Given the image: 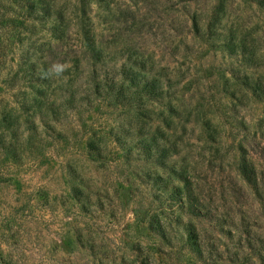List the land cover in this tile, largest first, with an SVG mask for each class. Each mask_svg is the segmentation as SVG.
Returning <instances> with one entry per match:
<instances>
[{
    "label": "rangeland",
    "instance_id": "obj_1",
    "mask_svg": "<svg viewBox=\"0 0 264 264\" xmlns=\"http://www.w3.org/2000/svg\"><path fill=\"white\" fill-rule=\"evenodd\" d=\"M0 257L264 264V0H0Z\"/></svg>",
    "mask_w": 264,
    "mask_h": 264
},
{
    "label": "trees",
    "instance_id": "obj_2",
    "mask_svg": "<svg viewBox=\"0 0 264 264\" xmlns=\"http://www.w3.org/2000/svg\"><path fill=\"white\" fill-rule=\"evenodd\" d=\"M136 91L146 95L150 98L159 97L163 94L162 90L156 86V82L154 81H144L136 83L135 85Z\"/></svg>",
    "mask_w": 264,
    "mask_h": 264
},
{
    "label": "water",
    "instance_id": "obj_3",
    "mask_svg": "<svg viewBox=\"0 0 264 264\" xmlns=\"http://www.w3.org/2000/svg\"><path fill=\"white\" fill-rule=\"evenodd\" d=\"M0 264H3L2 260H1V257H0Z\"/></svg>",
    "mask_w": 264,
    "mask_h": 264
}]
</instances>
